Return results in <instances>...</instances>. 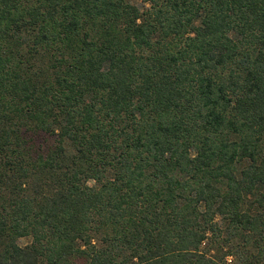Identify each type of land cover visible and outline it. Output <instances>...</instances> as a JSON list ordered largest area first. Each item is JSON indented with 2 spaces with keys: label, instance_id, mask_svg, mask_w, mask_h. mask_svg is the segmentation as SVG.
Listing matches in <instances>:
<instances>
[{
  "label": "trees",
  "instance_id": "obj_1",
  "mask_svg": "<svg viewBox=\"0 0 264 264\" xmlns=\"http://www.w3.org/2000/svg\"><path fill=\"white\" fill-rule=\"evenodd\" d=\"M140 3L0 0V264H264V0Z\"/></svg>",
  "mask_w": 264,
  "mask_h": 264
},
{
  "label": "rangeland",
  "instance_id": "obj_2",
  "mask_svg": "<svg viewBox=\"0 0 264 264\" xmlns=\"http://www.w3.org/2000/svg\"><path fill=\"white\" fill-rule=\"evenodd\" d=\"M133 4H135L138 7H142V4L140 3V0H132ZM30 243L29 239H20L17 244L21 247H24ZM230 264V263H229Z\"/></svg>",
  "mask_w": 264,
  "mask_h": 264
}]
</instances>
